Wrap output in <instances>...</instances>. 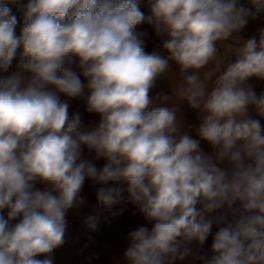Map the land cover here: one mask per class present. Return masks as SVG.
Instances as JSON below:
<instances>
[{
  "label": "clouds",
  "instance_id": "1",
  "mask_svg": "<svg viewBox=\"0 0 264 264\" xmlns=\"http://www.w3.org/2000/svg\"><path fill=\"white\" fill-rule=\"evenodd\" d=\"M18 4L0 0V264H54L86 180L87 231L128 204L151 225L128 233L126 264H264V91L249 83L264 81V27L234 60L218 51L264 0H148L147 16L140 0H28L17 35ZM143 23L167 55L145 50ZM76 98L97 124L70 114ZM210 235L211 255H194Z\"/></svg>",
  "mask_w": 264,
  "mask_h": 264
},
{
  "label": "crops",
  "instance_id": "2",
  "mask_svg": "<svg viewBox=\"0 0 264 264\" xmlns=\"http://www.w3.org/2000/svg\"><path fill=\"white\" fill-rule=\"evenodd\" d=\"M148 0H140L141 4L147 3ZM145 15H150L149 11L142 10ZM261 27H264V17L250 22L246 30L240 34L239 40H228L225 43H221L228 47L231 45L233 48L242 47L243 44L257 32ZM137 32L144 33L143 39L145 43V50L147 52L160 51L163 55H167L162 50V37H158L151 24L143 23L137 26ZM230 47V55H232V49ZM223 47V46H222ZM219 50V46H218ZM231 59H235L234 56ZM14 70L11 68L9 71ZM170 79L174 80V73L170 75ZM83 79V77H82ZM249 83L259 94L264 91V81L252 78ZM157 92H166L170 94L169 82L166 78H161L158 81V87L155 89ZM62 99H67L62 96ZM70 114L79 112L85 128L94 126L99 121V116L91 114L86 111V104L83 100L76 98L69 101ZM183 119L185 125H192L189 130V134L194 138L195 127L199 124V119L195 110L188 107L187 103L182 105ZM264 123V120H262ZM201 148L205 152H211L210 146L206 142H201ZM83 156L85 159L93 160L97 167H102L104 160H94V154L89 153L87 149L84 150ZM42 187L41 185H37ZM99 185L94 184L91 181H87L84 184L81 195L85 198L86 203L77 210H70L68 213L69 232L66 239V243L58 248L54 253V264H126L123 260V253L128 246V233L135 228L145 225L151 228L150 224L144 220L143 216L139 213L138 209L131 204L125 205V210L117 217H109L107 220H103L99 226L98 231L89 232L83 225V219L87 215L91 214L95 205L96 198L95 193ZM117 210L118 209H114ZM107 215V214H105ZM217 227L212 229L213 234L217 231ZM212 243V236L210 235L205 245L198 247L195 243L191 245L194 250V255H208L210 256V247ZM42 258V257H41ZM177 264H201L200 261H193L191 257L185 261L177 262Z\"/></svg>",
  "mask_w": 264,
  "mask_h": 264
},
{
  "label": "built area",
  "instance_id": "3",
  "mask_svg": "<svg viewBox=\"0 0 264 264\" xmlns=\"http://www.w3.org/2000/svg\"><path fill=\"white\" fill-rule=\"evenodd\" d=\"M28 0H19L18 5H9L12 9V14H14L17 17L18 24L16 28V34L19 35L20 29L23 26V11L20 5L26 4ZM141 10L149 11L148 2L140 5Z\"/></svg>",
  "mask_w": 264,
  "mask_h": 264
},
{
  "label": "rangeland",
  "instance_id": "4",
  "mask_svg": "<svg viewBox=\"0 0 264 264\" xmlns=\"http://www.w3.org/2000/svg\"><path fill=\"white\" fill-rule=\"evenodd\" d=\"M223 46V47H222ZM230 46V45H229ZM226 47L225 45L221 44V48H219V52H220V57L224 60V62H227L230 58V47Z\"/></svg>",
  "mask_w": 264,
  "mask_h": 264
},
{
  "label": "trees",
  "instance_id": "5",
  "mask_svg": "<svg viewBox=\"0 0 264 264\" xmlns=\"http://www.w3.org/2000/svg\"><path fill=\"white\" fill-rule=\"evenodd\" d=\"M140 5H141V3H140ZM14 64H15V62H14Z\"/></svg>",
  "mask_w": 264,
  "mask_h": 264
}]
</instances>
